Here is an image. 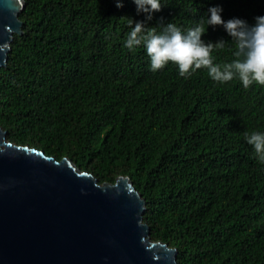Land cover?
<instances>
[{
	"label": "trees",
	"instance_id": "16d2710c",
	"mask_svg": "<svg viewBox=\"0 0 264 264\" xmlns=\"http://www.w3.org/2000/svg\"><path fill=\"white\" fill-rule=\"evenodd\" d=\"M253 22L264 0H162L148 27H191L210 4ZM22 34L0 68L7 140L69 158L97 181L128 176L153 241L177 264H264V164L245 132L264 131V86L219 84L171 62L153 72L123 47L133 0H24ZM162 18V20H161ZM229 40L209 26L205 39ZM234 46L213 54L232 58Z\"/></svg>",
	"mask_w": 264,
	"mask_h": 264
},
{
	"label": "water",
	"instance_id": "95a60500",
	"mask_svg": "<svg viewBox=\"0 0 264 264\" xmlns=\"http://www.w3.org/2000/svg\"><path fill=\"white\" fill-rule=\"evenodd\" d=\"M24 0H0V68ZM128 176L100 184L67 157L17 145L0 127V264H177L153 241Z\"/></svg>",
	"mask_w": 264,
	"mask_h": 264
},
{
	"label": "clouds",
	"instance_id": "9594fccd",
	"mask_svg": "<svg viewBox=\"0 0 264 264\" xmlns=\"http://www.w3.org/2000/svg\"><path fill=\"white\" fill-rule=\"evenodd\" d=\"M116 7H123V0H115ZM142 20L128 18L131 26L123 47L130 51L142 47L149 59V68L155 72L173 63L179 75L187 78L197 69H205L208 77L219 84L238 80L243 88L264 86V15H257L253 22L233 16L223 18L221 4H210L206 15L191 27L182 28L168 21L161 28L148 27L156 12L163 7L162 0H133ZM162 20V18H161ZM211 26L222 27L229 37L216 40L203 38ZM234 46L232 58L218 61L214 52ZM244 139L252 146L256 159L264 164V131L245 132Z\"/></svg>",
	"mask_w": 264,
	"mask_h": 264
}]
</instances>
